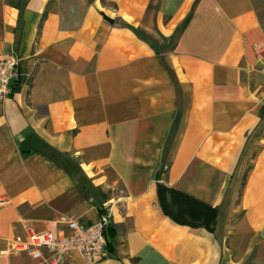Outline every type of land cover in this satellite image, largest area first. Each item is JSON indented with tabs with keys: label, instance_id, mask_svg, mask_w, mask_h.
I'll return each mask as SVG.
<instances>
[{
	"label": "crops",
	"instance_id": "0c3cea01",
	"mask_svg": "<svg viewBox=\"0 0 264 264\" xmlns=\"http://www.w3.org/2000/svg\"><path fill=\"white\" fill-rule=\"evenodd\" d=\"M261 48L254 0H0V264L104 213L95 264H264Z\"/></svg>",
	"mask_w": 264,
	"mask_h": 264
},
{
	"label": "built area",
	"instance_id": "2783aa9c",
	"mask_svg": "<svg viewBox=\"0 0 264 264\" xmlns=\"http://www.w3.org/2000/svg\"><path fill=\"white\" fill-rule=\"evenodd\" d=\"M260 52L264 54V48H261ZM19 67L20 58L16 53L0 58L1 100L11 95L21 75ZM262 71L264 72V66ZM260 101L264 104V90ZM167 168L166 166L165 169ZM67 223L74 232L71 237H60L51 232H36L31 227H26L27 238L18 239L12 250L28 253L34 260L49 264H63L74 251L79 252L91 264L107 257L108 230L111 223L109 214H102L100 219L92 224H83L72 219H68Z\"/></svg>",
	"mask_w": 264,
	"mask_h": 264
},
{
	"label": "rangeland",
	"instance_id": "374dc122",
	"mask_svg": "<svg viewBox=\"0 0 264 264\" xmlns=\"http://www.w3.org/2000/svg\"><path fill=\"white\" fill-rule=\"evenodd\" d=\"M254 2L261 13L262 23L264 26V0H254Z\"/></svg>",
	"mask_w": 264,
	"mask_h": 264
}]
</instances>
